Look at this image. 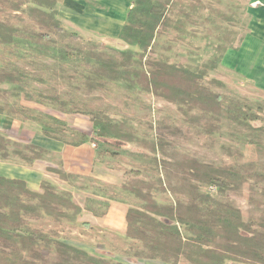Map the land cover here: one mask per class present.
I'll return each instance as SVG.
<instances>
[{"label": "rangeland", "instance_id": "1", "mask_svg": "<svg viewBox=\"0 0 264 264\" xmlns=\"http://www.w3.org/2000/svg\"><path fill=\"white\" fill-rule=\"evenodd\" d=\"M133 3L58 0L65 34L46 31L49 39L34 36L44 29L27 13L14 11L8 4L1 7L0 20L17 27L18 32L14 44L0 43V72H13L19 81L0 87V134L21 149L25 144L41 147L44 157L28 163L11 154L0 160V175L24 176L40 187L49 183L58 194H70L83 208L75 221L57 219L43 211L39 218L27 216L30 229L108 264H176L173 259H150L143 243L127 236V211L141 208L143 201L123 189L126 182L138 181L126 174L138 169L145 172L148 183L158 185L157 178L167 183L166 163L161 161L159 167L148 158L101 154L91 140L74 146L70 142L78 140L76 129L90 132L95 127L93 117L100 113L151 142L168 124L180 128V136L166 137L183 153L261 174L264 162L256 163L247 145L254 134L264 142V131L254 133L224 118L215 123L220 129L210 133L204 124L185 120L176 104L144 91L134 77L106 80L93 73L95 64L61 56L63 52L96 50L121 58L122 50L128 47L120 41V34ZM73 33L78 37H72ZM150 52L147 60L185 65L200 73L203 84L226 100L246 97L257 112L256 103L264 102V0H173L168 20L159 29ZM88 80L100 82L102 87L91 89ZM196 114L205 116L200 110ZM45 129L52 138L45 137ZM49 164L64 168L72 174L71 179L62 180L47 169ZM252 184L257 189L254 194L263 200L259 208L237 192L220 193L208 185L201 188L218 200L249 210L255 219L264 217V182ZM153 194L161 204L175 201L170 193L153 190ZM88 204L101 215L86 210ZM220 243L218 236L216 246ZM54 260L51 247L45 263L39 262L53 264Z\"/></svg>", "mask_w": 264, "mask_h": 264}, {"label": "trees", "instance_id": "2", "mask_svg": "<svg viewBox=\"0 0 264 264\" xmlns=\"http://www.w3.org/2000/svg\"><path fill=\"white\" fill-rule=\"evenodd\" d=\"M172 3L173 0H134L120 34V41L128 49L122 50L119 59L96 50L63 52L61 56L95 64L93 73L106 80H118L123 75L134 77L144 91L176 104L185 120L195 125L204 124L210 133L220 129L215 123L224 118L254 133H262L264 102L256 103L255 112L248 98L226 100L203 84L200 73L185 65L146 59L159 29L168 20ZM6 4L14 11H24L45 30L34 34L39 39H49L46 31L65 34L57 9L58 0H0V10ZM17 32V27L0 20L1 44H14ZM77 35L71 36L77 38ZM18 81L15 73L0 72V87ZM87 83L91 89L102 87L100 82L88 80ZM197 110L205 116L196 114ZM93 121L95 127L90 132L76 129L78 140L70 144L80 146L91 140L101 154L148 158L159 167L161 161L166 163L169 182L157 178L158 185H153L147 182L145 172L133 169L126 176L138 181L123 185L124 190L143 201L141 208L127 211V236L140 240L148 249L150 259H173L176 264H264V217L253 219L249 210L218 200L201 188L208 185L220 193L237 192L259 208L263 200L254 194L257 189L252 182H264V174L244 167L217 165L183 153L166 137L168 134L180 136L178 127L164 124L156 133V139L147 142L127 132L123 125L105 114H96ZM44 135L53 137L47 129ZM21 148L0 134V160L8 159L11 154L19 155L28 163L44 157V150L37 145L25 144L23 149L27 153ZM247 148L256 163L264 162V142L259 136L254 134ZM47 169L64 181L72 177L62 167L49 164ZM42 188L43 192L39 193L29 189L22 179L0 175V264L45 263L51 247L55 250L53 264H108L26 225V216L39 218L42 211L71 221L83 211L70 194H58L49 183L42 184ZM153 190L173 194L175 201L161 204ZM261 194L264 196V190ZM24 198L28 202H24ZM35 200L38 202L34 203ZM85 209L101 215L89 204ZM218 236L220 246H216Z\"/></svg>", "mask_w": 264, "mask_h": 264}, {"label": "crops", "instance_id": "3", "mask_svg": "<svg viewBox=\"0 0 264 264\" xmlns=\"http://www.w3.org/2000/svg\"><path fill=\"white\" fill-rule=\"evenodd\" d=\"M53 175V174H52ZM8 177H10V178H18V179H22V180H24L26 183H27V186H28V188L29 189H31V190H33V191H36V192H39V193H42L41 191H40V188L42 187V185H41V187H40V185H37V186H35L36 184L35 183H30L29 181H28V179L26 178V177H24V176H18V177H14V176H10V175H8ZM54 182V181H53ZM52 182V183H53ZM41 190H42V188H41ZM24 202H28L27 200H26V198L24 199ZM25 219H26V225L29 227L30 226V219H28L27 218V216L25 217Z\"/></svg>", "mask_w": 264, "mask_h": 264}]
</instances>
